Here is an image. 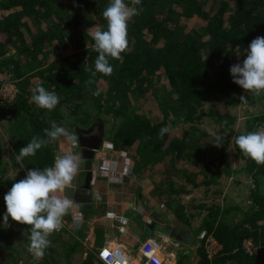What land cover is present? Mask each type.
I'll return each instance as SVG.
<instances>
[{
  "label": "trees",
  "instance_id": "trees-1",
  "mask_svg": "<svg viewBox=\"0 0 264 264\" xmlns=\"http://www.w3.org/2000/svg\"><path fill=\"white\" fill-rule=\"evenodd\" d=\"M70 1L0 0V89L7 82L17 88L14 101L0 106L2 124L8 115L14 117L10 126L13 146L6 150L26 176L28 169L42 170L48 157H53L47 145L22 163L15 159L34 135L43 136L48 120L72 117L75 121L79 110L84 111L81 122L86 125L105 114H111L113 121L122 118L110 135L115 148L137 150L136 171L142 176L153 174L159 199L190 225L196 214L187 211L179 196L174 197L173 175L182 171L187 182L200 187L215 183L219 170H232L225 162L226 144L216 147L217 142H210L209 132L200 127L202 119L211 118L223 133L233 130L236 122L230 105L262 103L258 113L249 114L244 131L234 136L264 125V93H246L230 75V67L245 59L251 41L264 36V0H141L136 7L143 11L128 22V47L121 54L122 61L110 59L113 73L97 74L89 87L85 81L91 75L84 69H94L98 53L87 29L99 25L106 30L102 12L110 0ZM125 3L133 6L131 0ZM37 86L54 91L60 104L51 111L36 107L31 96ZM97 88L101 94L94 96ZM241 95L246 102L240 101ZM151 99L157 100L162 112L158 119L141 106ZM84 102L88 110L81 108ZM169 115L174 118L171 127L188 126L182 136L169 128L160 139L159 130L167 127ZM3 147L0 142V164ZM235 150L253 178L251 204L245 208L234 203L197 206L201 212L206 210L196 229L197 235L206 231L197 264H264V164L245 157L236 145ZM181 157L188 159L187 167L177 161ZM4 169L0 174L2 212L6 211L4 195L19 181L6 178ZM4 226L1 222L0 227ZM210 237L221 246L211 258L206 248ZM50 241L43 258L32 264H73L78 242L65 240L61 232ZM247 241L252 243L251 251ZM185 256L182 253V260ZM81 264L106 263L89 252Z\"/></svg>",
  "mask_w": 264,
  "mask_h": 264
},
{
  "label": "clouds",
  "instance_id": "clouds-1",
  "mask_svg": "<svg viewBox=\"0 0 264 264\" xmlns=\"http://www.w3.org/2000/svg\"><path fill=\"white\" fill-rule=\"evenodd\" d=\"M133 6L125 0H110L102 12L107 22L106 30L95 25L87 29L94 41L93 50L98 53L93 67L84 70L89 72L91 78L85 81V87L95 82L97 74L110 76L113 66L110 59L122 61V53L128 47V22L139 15L142 8L136 6L141 0H131ZM232 82L245 92L256 96L264 93V36H257L251 41L245 52L242 63L230 67ZM101 89L97 88L92 94L99 96ZM241 102H246V97H239ZM32 103L41 109L51 111L60 104V98L54 91H49L43 86H37L31 96ZM169 132L168 127L159 130L158 137L163 139ZM46 137V139H45ZM63 137L73 147L77 144L76 135L69 128L51 123L50 128L43 130V136L34 135L26 146L22 147L16 155V162L22 163L24 158L34 156L38 150L51 142H56ZM222 137H215L216 147L221 146ZM239 151L257 164H264V125L258 126L255 131H250L232 137ZM82 163L78 153L66 152L57 155L52 166L42 170L28 169L26 176L12 184L4 195L6 212L3 216L4 225H8L9 218L22 225L30 226L28 251L36 258L42 259L45 250L51 246L49 237L63 227V217L67 215L72 206V201L60 195L71 184L79 171Z\"/></svg>",
  "mask_w": 264,
  "mask_h": 264
},
{
  "label": "crops",
  "instance_id": "crops-1",
  "mask_svg": "<svg viewBox=\"0 0 264 264\" xmlns=\"http://www.w3.org/2000/svg\"><path fill=\"white\" fill-rule=\"evenodd\" d=\"M60 121L61 119L48 120L44 124V129L50 128L52 122L60 125ZM108 122L103 117L94 120L90 125L78 126L75 122H64L63 127L69 128L76 135V146L73 147L63 137L48 144L53 157H48L47 162L49 163L46 165L47 162H45L46 167L53 165L57 155H63L66 152L78 153L81 156L82 163L79 171L67 188L76 189L84 185L87 172L86 156H92L91 195L85 193L82 196L91 198L88 205L84 206L82 203L70 199L66 193L67 188L64 193L60 194L62 198L72 201L71 208L63 217V227L59 230L65 240L78 242L72 260L84 259L89 252L99 258V252L106 248L111 251L118 250L127 260L139 264L145 260L143 244L156 241L154 252L165 261V264H178L182 260V253L186 255L191 252L185 243H181L187 235L181 236L182 238L177 241L167 235L165 232L168 231L167 226H176L179 230L190 231L193 243L198 237L196 229L200 224L187 225L181 222L171 209L159 199L153 182L137 176L134 165L129 161L131 156L126 151L115 148L110 137L112 127L108 125ZM98 124L100 130L97 134L94 130H97L95 126ZM73 127L86 129L92 127L85 142L93 146L100 145V148L90 149L93 152L86 150L87 148L78 142V135ZM110 159L117 161L116 172L112 174L98 173L96 169L102 164H110ZM111 211L127 217L129 222L126 225H121L118 220L107 216V213Z\"/></svg>",
  "mask_w": 264,
  "mask_h": 264
},
{
  "label": "rangeland",
  "instance_id": "rangeland-1",
  "mask_svg": "<svg viewBox=\"0 0 264 264\" xmlns=\"http://www.w3.org/2000/svg\"><path fill=\"white\" fill-rule=\"evenodd\" d=\"M70 2L73 3L74 0H71ZM34 26H36V24H34ZM9 77L12 78L13 75L10 74ZM0 94H1L0 106L2 107L7 106L12 101H14L17 94V88H15L13 85L5 86V89L1 90ZM86 106L87 105L84 102L81 108L84 109L86 108ZM141 106L147 110V113L152 118L158 119L159 116H162V112L158 109V102L155 99L147 100L141 103ZM262 107H263L262 103H256V104L241 103L237 105H230L229 111L232 116H236V122L233 124V130H225L223 133L219 132L220 127L218 126L217 123L214 122V120H212L209 117H205L202 119L200 123V127H202L204 130L209 132L210 142L215 143L216 142L215 137L217 135L223 138L222 143L224 145L226 144L225 162L228 163V165L232 168V170L231 171L229 170V172L219 170V172L215 173V177H217L215 183L211 185L210 184L202 185L200 187H193L191 183L187 182L182 171H179V173L173 175V177L171 178L173 180V186L177 188L176 191L172 190L174 197L179 196L182 199V202H184L185 206L187 207V211H190L191 214H196V216L192 218L191 224L193 223L194 225L200 224L202 222L203 217L206 214V210H202L201 212V209L197 208L199 204L206 203L209 205L211 204L224 205V204L234 203L244 208L251 204V200H249L250 198L249 196L251 195V188L254 186L253 178L251 174L246 170V166H245L246 161L241 159L236 154L235 144L232 137L236 133L244 131V129L246 128V121L249 118V114L258 113L262 109ZM84 110H88V109H84ZM69 112H70L69 110L66 111V114H68ZM76 114H75L76 122L72 117L70 118L71 121L68 118H60L61 119L60 126H64V122H70V123L75 122L76 125L78 126L84 125L85 123L81 122V118L84 117V111L79 110L77 111ZM102 117L109 121L108 125L112 127L111 128L112 130L110 132V135L112 136L113 132L119 127L122 118L113 121L112 119L113 117L111 114H105ZM13 118L14 117L12 115H8L4 124L0 122V142L4 144L3 148L5 149L3 154L1 155L2 157L1 160L3 163L1 162L0 164V174L2 172V168L5 167L4 170L7 171L5 173L6 178H9V180L17 181L25 177V175L23 174V168H20L19 166L15 165V163L12 161L13 158L11 157L12 152L6 150V148L9 147L10 145L13 146V143L11 141L14 139V131L13 129L12 130L10 129L11 123L14 121ZM167 119L169 120V122L167 123V127L175 131L177 136H182L185 128H187L188 125L182 123L176 127H171L172 126L171 121L174 118L172 115H169ZM172 142L177 144V140H174ZM121 149L126 151V153L131 156V158H129V161L135 167L136 166L135 157L140 155L137 152V150L135 148H130V147L128 148L121 147ZM177 161L181 162V165H184V167L185 166L187 167V164L186 165L184 164V162L188 161L187 158L181 157L180 159H177ZM135 173L137 174L138 177L143 179L145 178L146 180H149L151 182H153L152 180L155 179V177L154 179H152L153 174L150 175L144 172V174H147L148 176H144V175L142 176V174H139L138 171H136V169H135ZM157 178L158 176L156 177V179ZM261 186L264 191V178L262 180ZM186 190H190V192H186ZM5 212L6 211L4 212L0 211V223L3 222V216ZM8 222H9L8 225L4 226L3 228L0 227V264H32L37 262L34 260L39 258L34 257L32 253L28 251V247H27L29 244L30 228L28 227L24 228L23 226L25 225L14 222L11 220V218H9ZM60 232L61 231L54 232L49 237V239L54 238ZM202 232L198 234L197 239L193 243L192 241L188 243L185 240L181 242L182 244L185 243L188 246V249L191 250L190 253L186 254V257L182 260L181 264H197L198 261L200 260L198 254V248L202 244V237H201ZM167 235L173 237L171 236L170 231H168ZM175 237L173 238L177 239ZM245 244L247 249L251 251L252 243L250 241H247ZM206 248H207V242H206ZM84 259L73 260L74 262L73 264H80L81 260L83 261Z\"/></svg>",
  "mask_w": 264,
  "mask_h": 264
},
{
  "label": "built area",
  "instance_id": "built-area-1",
  "mask_svg": "<svg viewBox=\"0 0 264 264\" xmlns=\"http://www.w3.org/2000/svg\"><path fill=\"white\" fill-rule=\"evenodd\" d=\"M13 85L15 88V84L11 82L5 83L1 90L5 89V86ZM1 95V94H0ZM111 161V159H110ZM126 163V161H123ZM119 164V163H118ZM117 161H111L110 164H102L96 169L98 173H106V174H112L113 172H116L117 170ZM108 217H111L113 219H116L120 222L121 225H126L129 222V219L124 216L118 215L116 212H108L107 213ZM206 232H202L201 237H205ZM157 244L156 241L151 242H145L143 244V248L145 247V260L139 264H165V261L160 258V256L154 252V247ZM142 248V250H143ZM221 246L218 244V242L210 237L207 240V252L209 257H213L219 250ZM99 258L106 264H135L132 261L127 260V258L118 250L116 251H111L109 249H102L99 252Z\"/></svg>",
  "mask_w": 264,
  "mask_h": 264
},
{
  "label": "water",
  "instance_id": "water-1",
  "mask_svg": "<svg viewBox=\"0 0 264 264\" xmlns=\"http://www.w3.org/2000/svg\"><path fill=\"white\" fill-rule=\"evenodd\" d=\"M92 127L89 129L80 128V127H73L77 132L78 140H79L78 142L80 143V145L87 148L86 150H89L90 152L92 151L90 149L100 148V145L93 146V145H90L88 142H85L87 140L86 139L87 135L91 131ZM86 157H87V162H86L87 172H86V180H85L84 185H82L76 189H74L72 187L66 189L67 196H69L70 199H73L75 202L82 203L84 206L88 205L91 198H84L82 196L85 193H89L91 195L90 187H91V179H92V171H91L92 156L89 155ZM167 230L170 231L171 236H173V237L176 236L175 238H177V239L182 238L181 236L187 235V237H185L186 242L189 243L192 241V233L190 231L179 230L178 228L172 227V226H167ZM168 231H165V232L168 233Z\"/></svg>",
  "mask_w": 264,
  "mask_h": 264
},
{
  "label": "flooded vegetation",
  "instance_id": "flooded-vegetation-1",
  "mask_svg": "<svg viewBox=\"0 0 264 264\" xmlns=\"http://www.w3.org/2000/svg\"><path fill=\"white\" fill-rule=\"evenodd\" d=\"M95 128H96L97 130H94V131H95L96 133L99 132V130H100V129H99V128H100V125H99V124L96 125ZM97 134H98V133H97Z\"/></svg>",
  "mask_w": 264,
  "mask_h": 264
}]
</instances>
